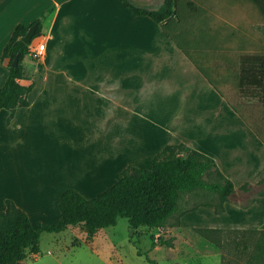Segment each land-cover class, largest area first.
Instances as JSON below:
<instances>
[{
	"label": "crops",
	"instance_id": "0c3cea01",
	"mask_svg": "<svg viewBox=\"0 0 264 264\" xmlns=\"http://www.w3.org/2000/svg\"><path fill=\"white\" fill-rule=\"evenodd\" d=\"M195 1L183 2L168 23L170 37L121 0H0V88L9 71L3 50L17 25L44 17L31 44L46 46L31 65L29 105L12 117L0 110V209L10 198L34 226L55 222L66 189L93 198L126 166L151 168L155 155L176 143L212 156L233 181L223 213L242 205L234 195L264 180L257 135L264 105L241 93L264 76V20L247 0ZM209 208L217 213L200 206L181 223L209 227L185 224Z\"/></svg>",
	"mask_w": 264,
	"mask_h": 264
},
{
	"label": "trees",
	"instance_id": "16d2710c",
	"mask_svg": "<svg viewBox=\"0 0 264 264\" xmlns=\"http://www.w3.org/2000/svg\"><path fill=\"white\" fill-rule=\"evenodd\" d=\"M121 1L134 13L149 16L161 24L170 37L172 34L168 23L178 17V9L183 2L191 6L196 3L195 0H163L159 7L149 8L132 0ZM249 1L259 6L264 20V0ZM33 25L37 27L32 40L41 35V18L31 25L19 24L3 50L2 61L7 63L9 72L0 88V110L9 109L10 117L17 108L29 105V93L35 85L33 78L26 74L24 66V59L30 53V44L22 39ZM16 57L18 65L14 66ZM241 89L244 97L256 98L264 105V76L253 90L244 86ZM233 109L242 116L238 108L233 106ZM257 135L264 142V134L257 132ZM198 189L215 193L218 200L182 209L181 198ZM234 190L233 181L222 172L212 156L185 143L169 144L155 155L151 168L126 166L118 181L93 198H87L75 189H66L59 203L61 218L55 222L34 226L24 209L12 199H6V208L0 209V264H19L28 254L40 252L43 232L58 233L73 225H80L89 234H94L102 228L116 225L122 217L127 218L130 227L137 230L141 226L154 229L180 225L185 213L200 206H213L217 213H221ZM260 204L264 206V203ZM175 217L176 221L172 223ZM197 229L204 237L221 245L222 228ZM159 243L172 244L169 239L160 240ZM155 245L157 243L152 242V247ZM147 259L154 262L149 255Z\"/></svg>",
	"mask_w": 264,
	"mask_h": 264
},
{
	"label": "rangeland",
	"instance_id": "374dc122",
	"mask_svg": "<svg viewBox=\"0 0 264 264\" xmlns=\"http://www.w3.org/2000/svg\"><path fill=\"white\" fill-rule=\"evenodd\" d=\"M160 2L147 0L146 5L152 8ZM41 19L45 20L44 17ZM36 59L31 55L30 59L27 57L25 60L26 74L31 78V65ZM3 66L8 71L7 63ZM240 110L252 125H256L245 108ZM260 133H264L262 128ZM234 198L242 205H229L227 213H215L209 208L205 211L206 216L192 212L185 221V224L192 222L209 227L232 226L222 228L221 245L204 237L197 225L180 223L154 229L141 226L135 231L128 219L122 217L116 225L102 228L94 234L81 229L80 225H73L58 233L43 232L39 255L34 257L28 254L19 264H264V224L259 227L264 220V209L251 205L254 202L264 203V180L258 185L242 188ZM217 200L215 193L198 189L184 195L180 205L182 209H189L205 201ZM171 221L174 223L176 217ZM166 239L171 240L172 244L159 243ZM152 242L157 245L152 247ZM147 255L154 262L149 261Z\"/></svg>",
	"mask_w": 264,
	"mask_h": 264
},
{
	"label": "built area",
	"instance_id": "2783aa9c",
	"mask_svg": "<svg viewBox=\"0 0 264 264\" xmlns=\"http://www.w3.org/2000/svg\"><path fill=\"white\" fill-rule=\"evenodd\" d=\"M45 49H46L45 43H38L35 45L30 43V53L35 58L41 57Z\"/></svg>",
	"mask_w": 264,
	"mask_h": 264
},
{
	"label": "water",
	"instance_id": "95a60500",
	"mask_svg": "<svg viewBox=\"0 0 264 264\" xmlns=\"http://www.w3.org/2000/svg\"><path fill=\"white\" fill-rule=\"evenodd\" d=\"M36 25H33L32 27H30V29L28 30L27 34L24 35L22 37V39L27 43V44H30L31 41H32V37L35 33V30H36ZM13 65L16 66L18 65V57L15 58L14 62H13Z\"/></svg>",
	"mask_w": 264,
	"mask_h": 264
}]
</instances>
